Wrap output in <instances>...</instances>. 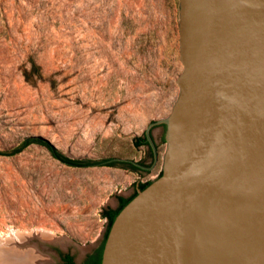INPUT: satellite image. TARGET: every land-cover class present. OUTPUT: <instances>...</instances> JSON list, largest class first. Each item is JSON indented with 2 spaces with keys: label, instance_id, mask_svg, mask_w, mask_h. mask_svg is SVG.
<instances>
[{
  "label": "rangeland",
  "instance_id": "obj_1",
  "mask_svg": "<svg viewBox=\"0 0 264 264\" xmlns=\"http://www.w3.org/2000/svg\"><path fill=\"white\" fill-rule=\"evenodd\" d=\"M177 22V0H0V152L40 137L68 158L110 160L71 166L38 143L0 153L1 248L27 264L81 261L102 212L160 174L164 125L148 129L153 162L135 141L178 94Z\"/></svg>",
  "mask_w": 264,
  "mask_h": 264
},
{
  "label": "water",
  "instance_id": "obj_2",
  "mask_svg": "<svg viewBox=\"0 0 264 264\" xmlns=\"http://www.w3.org/2000/svg\"><path fill=\"white\" fill-rule=\"evenodd\" d=\"M177 3L178 94L144 130L153 162L164 125L161 172L116 213L99 264H264V0Z\"/></svg>",
  "mask_w": 264,
  "mask_h": 264
},
{
  "label": "trees",
  "instance_id": "obj_3",
  "mask_svg": "<svg viewBox=\"0 0 264 264\" xmlns=\"http://www.w3.org/2000/svg\"><path fill=\"white\" fill-rule=\"evenodd\" d=\"M30 143H38L40 145H43L44 147L47 148V150L50 152V154L57 158L60 159L62 161H64L67 165H80V164H85L88 163L89 160H83V159H74V158H68L65 155L61 154L59 151H57L54 147L51 146V144L47 141L44 140L40 137H26L24 138L18 146L12 148L10 151L8 152H0L1 154H13V153H17L19 152L21 149H23L24 147H26L27 145H29ZM136 145L139 144H146L145 138H137L135 141ZM111 164V163H109ZM133 168H135V166L132 165ZM149 183V181L143 182V183H139L138 184V188L142 189L143 187H145L147 184ZM134 191L132 194H130L127 197H122V196H118L117 197V207L114 209H106L102 212V215L106 218V228L104 230L103 233V237L102 240L100 242V244L94 248L90 253H87L85 255V257L82 259V261H80L79 263H75L72 261V257L68 254H64L61 258L62 262L61 264H99L100 262V254H101V249H102V245L106 236V233L108 231L109 225L111 223V221L113 220L114 216L116 215V213L120 210V208L128 201L130 200L134 195H135Z\"/></svg>",
  "mask_w": 264,
  "mask_h": 264
},
{
  "label": "bare ground",
  "instance_id": "obj_4",
  "mask_svg": "<svg viewBox=\"0 0 264 264\" xmlns=\"http://www.w3.org/2000/svg\"><path fill=\"white\" fill-rule=\"evenodd\" d=\"M5 242V241H4ZM1 243V242H0ZM6 246V245H5ZM3 247V246H2ZM9 248V247H8ZM8 248H1L0 247V264H8L12 262V264H27L28 261L26 259L27 251L19 249L18 251L10 250ZM29 250V249H28ZM15 251V252H14ZM25 253V254H24ZM13 254H19V256L15 257V260L13 261L11 259V256ZM31 254V253H30ZM29 257V255H28ZM34 259V258H33ZM12 260V261H11ZM37 261V260H36ZM33 262V261H32ZM31 263V262H30ZM35 263V262H34ZM32 264V263H31Z\"/></svg>",
  "mask_w": 264,
  "mask_h": 264
},
{
  "label": "flooded vegetation",
  "instance_id": "obj_5",
  "mask_svg": "<svg viewBox=\"0 0 264 264\" xmlns=\"http://www.w3.org/2000/svg\"><path fill=\"white\" fill-rule=\"evenodd\" d=\"M137 168V167H136ZM136 187H138V185H136ZM135 187V188H136ZM100 244V243H99ZM99 244H97L96 246H95V248L99 245ZM64 254H68V255H70L71 256V254H69V253H62L61 255H60V257L62 258V256L64 255ZM72 257V256H71ZM62 261V260H61ZM72 261L73 262H75V260L73 259V257H72ZM82 261V260H81ZM76 263V262H75Z\"/></svg>",
  "mask_w": 264,
  "mask_h": 264
}]
</instances>
